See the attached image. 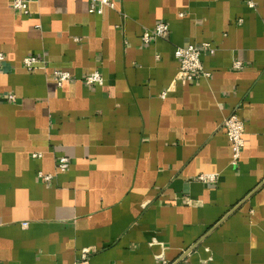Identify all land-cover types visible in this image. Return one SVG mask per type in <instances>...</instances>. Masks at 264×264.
<instances>
[{
    "label": "crops",
    "instance_id": "0c3cea01",
    "mask_svg": "<svg viewBox=\"0 0 264 264\" xmlns=\"http://www.w3.org/2000/svg\"><path fill=\"white\" fill-rule=\"evenodd\" d=\"M113 1L36 0L23 16L0 0V95L16 96L0 99V264H75L83 248L85 264H264V0ZM160 20L166 37L143 45ZM202 42L210 77L177 83L174 47ZM31 54L46 68L25 70ZM54 70L75 79L57 87ZM94 70L101 83L80 81Z\"/></svg>",
    "mask_w": 264,
    "mask_h": 264
},
{
    "label": "built area",
    "instance_id": "2783aa9c",
    "mask_svg": "<svg viewBox=\"0 0 264 264\" xmlns=\"http://www.w3.org/2000/svg\"><path fill=\"white\" fill-rule=\"evenodd\" d=\"M36 0H11V8L17 12H20L23 16H28L29 5ZM250 6H253L251 2H248ZM115 9V2L113 0H89L88 12L93 14H101L103 8ZM39 27V25H36ZM169 27L167 22L160 20L152 28H144L140 34V42L143 45H148L159 38H165L168 33ZM215 48L208 42H202L198 45H178L174 47L173 55L178 62L179 76L176 78V82L182 85L197 80L199 78L210 77L211 73L204 69L201 56L205 54H213ZM5 56L0 52V72L4 71ZM22 67L27 71H34L37 68L45 69V59L37 55H26L21 60ZM244 66L243 61L233 60V69H242ZM51 80L56 84L57 87H61L65 82L72 81L75 77L68 71L54 70L49 73ZM87 86L99 84L103 81V77L98 70H94L80 78ZM167 92H162L161 97H164ZM0 99L6 102H15L16 96L12 92H6L0 95ZM222 127L225 130L226 136L230 143L231 148V164L236 165L241 150L244 147V134L245 127L244 122L235 113H231L223 119ZM40 156V153H31V158L35 159ZM70 165V159L65 155H59L55 159V170L57 172H65ZM54 174L37 172V178L42 182H50L53 179ZM217 174L215 173H203L196 177V180L205 184H213L216 182ZM26 222H23V226H26ZM93 252L91 248H83L79 252L78 260L75 264H85L88 260L89 255ZM158 259L162 261V264H167L164 254L160 253L156 255Z\"/></svg>",
    "mask_w": 264,
    "mask_h": 264
},
{
    "label": "water",
    "instance_id": "95a60500",
    "mask_svg": "<svg viewBox=\"0 0 264 264\" xmlns=\"http://www.w3.org/2000/svg\"><path fill=\"white\" fill-rule=\"evenodd\" d=\"M191 250V249H190ZM190 250H186L184 253H187V252H189Z\"/></svg>",
    "mask_w": 264,
    "mask_h": 264
}]
</instances>
